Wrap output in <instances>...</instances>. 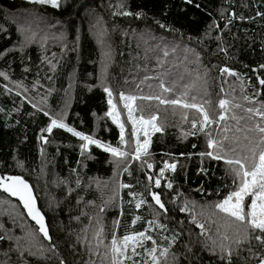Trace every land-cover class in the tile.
Wrapping results in <instances>:
<instances>
[{
	"label": "trees",
	"instance_id": "16d2710c",
	"mask_svg": "<svg viewBox=\"0 0 264 264\" xmlns=\"http://www.w3.org/2000/svg\"><path fill=\"white\" fill-rule=\"evenodd\" d=\"M120 4L123 8L117 7ZM124 9L141 13L140 18L113 15ZM90 14L103 17L104 32L113 48V64L104 77L99 48L89 29ZM21 31L27 42H23ZM38 34L43 35V41L38 40ZM164 44L203 52L204 61L202 56L200 61L210 71L212 100L215 97L218 102L223 95L219 94V69L225 66L240 74L246 93L259 89L264 99V86L257 80L258 75L264 78V69L259 68L264 64V0H61L58 9L29 4L27 0H0V72L8 76V80L0 76V174L21 175L32 186L51 237L46 242L20 204L0 192V210H5L6 204L13 208L12 213L0 212V264H60L61 259L65 264H102L95 254V233L101 224L106 243L111 238L113 221H119L118 236L144 229L146 220L151 219L148 205L137 210L135 202L139 197L129 193L143 192L151 202L144 187L148 183L146 164L130 161L128 171L123 170V165L114 171L110 154L94 145L81 155L79 138L64 129L46 131L50 120L44 111L52 116L59 114L69 127L117 146L119 128L106 115L109 105L103 88L112 90L113 100L124 115L119 101L121 91L139 94L148 84L156 85V77L161 74L166 83L175 81L179 71L176 66L181 62L168 57L164 69L157 65L156 56L162 55L157 45ZM254 68L257 72L252 71ZM146 75L153 79L140 84ZM228 92L227 97L235 95L237 102H244L240 90L233 93L228 87ZM136 103L146 117L157 114L163 125L162 132L151 135L147 161L154 167L149 174H158L164 160L177 163L175 172L165 173L173 181V189L164 187L163 179L161 187L154 189L168 209L167 217H158L167 230L155 229L151 235L166 246L161 236L179 233L171 249L178 264H224L218 247L215 255L203 247L207 236L217 245L232 244L231 240H220L217 227L221 234L225 232L220 220L209 223L197 211L196 219L206 229V235H200L201 230L189 223L190 215L179 211L184 199L195 201L197 208H210L227 192L225 183H231L225 177L223 162L199 155L208 150L203 134L184 135L191 119H198V115L188 116L185 122L165 109L166 105L148 106L146 114L144 103ZM123 122L128 139L129 123L125 118ZM120 183L132 187L121 189ZM136 215L141 219L132 225ZM145 244L151 246L150 241ZM207 244L210 248L212 241L207 240ZM232 247L236 248L234 244ZM247 247L242 245L244 250L238 255L233 252L232 264L259 263L258 257L251 258ZM251 247L255 253L264 254V246L255 240Z\"/></svg>",
	"mask_w": 264,
	"mask_h": 264
},
{
	"label": "snow or ice",
	"instance_id": "6c2138e0",
	"mask_svg": "<svg viewBox=\"0 0 264 264\" xmlns=\"http://www.w3.org/2000/svg\"><path fill=\"white\" fill-rule=\"evenodd\" d=\"M29 4L38 6H50L53 9H58L61 0H27ZM191 2V0H188ZM123 8V4L117 6ZM113 15L130 16L135 15L140 18L141 13L135 14L124 9L119 12H114ZM257 15H262L257 13ZM243 17H241L242 19ZM231 19V18H230ZM229 19V22H230ZM159 23V21H157ZM161 28H165L164 24H160ZM211 28V26H210ZM32 39H35L33 34ZM191 39V37L189 38ZM217 39H220L217 37ZM161 56L157 57V65L162 67L169 57L170 53H175L180 45H157ZM221 51H227L221 47ZM184 59H189V54L199 61V54L195 49L185 47ZM264 69V64L259 66ZM221 78L224 74L230 77H236L239 82L241 99L244 103L237 102L235 95H230L226 98L218 99V108L210 111L209 107L212 102L207 99L209 94L206 86L208 84V72L196 73V80L203 79L205 91L203 95H198L193 92V86L189 84L183 85V91H175V82L166 83L163 74L156 77L157 84L155 89L151 84L147 87L152 89L149 93L145 94L139 91V94H125L123 91L119 94V101L123 104V108L127 112V121L131 124L130 138L126 139L125 123L121 121V113L117 111V105L113 101L112 90L105 86L104 92L108 96V111L106 115L111 118L112 123L119 128V141L117 146H112L110 143L102 142L100 139L94 138L93 135H86L81 131H77L73 127H69L62 116H52L48 111H44V115L50 120L47 125L46 131L51 133L53 129H64L72 134V136L79 138L82 142L79 147L81 155L88 150L89 146L94 145L97 149L110 154L113 158L110 163L114 165V171L123 165V170L128 171V163L130 161H140L143 166L146 164L147 170L145 175L148 183L144 185L147 190L148 196L151 197V202L147 200L143 192H130L129 195L139 197L135 202V208L139 210L142 205L147 204L151 213V219H147L143 230L139 231H125L122 236H118L116 229L119 227V221H113V231L110 240L105 242L103 236V225H100L99 230L95 233L97 239L96 255L101 258L102 264H178L176 253L171 249L179 236V233H173L171 236H161V241L166 242L158 243L156 238L151 235L155 229L167 230V225L161 223L158 219L161 215L167 217L168 209L162 202L161 194L154 191L161 187L162 179L165 180L164 187L171 190L173 189V181L166 178V171L175 172L177 168L176 162H169L164 160L162 167L156 175H150L149 172L153 169L154 164L148 162L146 158L150 155L149 147L151 144V134L163 131V125L159 123L158 115L153 113L149 116L143 114L136 101H154L158 105H167L173 109L179 108L184 110L181 114V119L188 122V114L191 110H195L198 114V119L193 118L190 121V129L184 132V135L196 136L203 134L206 140L207 151L199 153L201 157H208L211 160L222 161L225 166V177L231 180V183H225L224 187L227 192L222 199L214 201L211 205L216 212L223 214L224 221L223 227L225 232L220 233L219 226L217 227V234L220 236L221 241H232L236 246L234 249L232 244H225L221 242L217 245V241L211 236H207L206 241L203 242V247L208 249L213 255L216 254L217 247L219 248V258L224 261V264H232V255L235 251L237 255L239 251L244 250L242 245H248L247 251L252 253L251 258L258 257L259 264H264V254H257L251 247L252 241L255 240L261 246H264V99H261V92L259 89H253L252 94L245 91L244 81L241 79L240 74L233 69L225 66L219 69ZM257 72V69H252ZM5 80H8L6 73L0 72ZM153 79L149 76H144L140 84L144 81ZM259 85L264 86V78L257 76ZM222 80V84H223ZM140 84L136 88L140 89ZM19 87V85H18ZM232 92H235V85H230ZM10 91V89H9ZM224 91L221 86V92ZM20 93L17 92V95ZM171 94V96L166 95ZM40 110V109H38ZM234 110H241L243 114H238ZM229 121L235 122V131L233 132V125ZM244 122L243 124L241 122ZM229 133H232L231 135ZM243 133V135H238ZM141 134L143 140H141ZM47 143V140L45 139ZM195 147V145H193ZM167 155V154H166ZM183 155V154H181ZM18 167L22 165L17 162ZM203 170V169H202ZM80 183L79 179L76 181ZM132 186L125 183H120L119 188H131ZM0 190L8 193L12 197L18 198L23 208L27 211V215L38 225V230L43 234L44 239L51 240L49 231L45 223V217L41 210L37 207V200L33 195V189L30 184L21 176L13 174H0ZM179 195V193H178ZM219 195V192H218ZM172 202H176V197H172ZM153 203L156 207H153ZM189 204L192 207H189ZM196 202L184 199L182 204L179 205V211L188 213L191 217L189 223H194L199 228L200 235H206L205 225L196 219L195 212ZM207 205H201V215L203 209ZM104 211L103 208L100 209ZM123 215V212H121ZM98 218L97 223H100ZM141 217L134 216L131 221L135 225ZM91 222V219H90ZM181 224L183 221L180 222ZM229 231L232 233L230 237ZM80 237H78V240ZM207 240L212 241V246L209 248ZM150 241L151 246H147L145 242ZM103 248L104 251L100 252L99 249ZM139 249V251H138ZM55 253V248L50 249ZM43 249H41V252ZM89 252L92 254V246L89 244ZM139 257V259H137ZM60 264H65L61 259Z\"/></svg>",
	"mask_w": 264,
	"mask_h": 264
},
{
	"label": "rangeland",
	"instance_id": "374dc122",
	"mask_svg": "<svg viewBox=\"0 0 264 264\" xmlns=\"http://www.w3.org/2000/svg\"><path fill=\"white\" fill-rule=\"evenodd\" d=\"M89 21H90V28H89L90 32L94 36L95 41H96L98 48H99L101 70H102L101 73H103L102 77H104L105 76L104 73H106L107 69L110 68L111 65L113 64V57H114L113 48L111 47V42H109V40H108V37H107L108 35L104 32L103 23H105V21H104L103 17H101V15H98V14H90L89 15ZM31 26L32 25H30V28H31ZM20 28H21V25H20ZM19 31H20V29H19ZM20 34L22 37H24L23 42H27L28 38H25V32L21 31ZM38 40L43 41L44 40L43 35L38 34ZM183 49L184 48L177 49L175 53H171L169 55V57L173 60V62H176V61L181 62L180 65L176 66V68L179 69V71H178L177 77L174 81L175 82V91L176 92L183 91L184 90L183 85L189 84V85L193 86V92L195 94L203 95L204 91H205L204 81H203V79L196 80L195 77H196L197 72L200 73L201 77H203V73L205 71L210 72V71H208L209 69L204 67L203 63H201V61H200L201 56H202V61H204L203 60L204 54H203V52H201L200 54L198 53L199 54V61H196L195 57H192L190 54H189V59L185 60L184 59L185 54H184ZM158 56L159 55L157 54L156 59ZM164 68H165V65H163L161 67V69H164ZM187 68H189L191 70H187ZM220 80H221L220 86H223V88H224V91L221 92V87H220L219 94H223V95H221L222 96L221 98L227 97V94L229 93L228 87L230 88V85H235V91L240 90L239 83L237 81H235L232 77L223 76V78H221ZM222 80L224 81L223 84H222ZM155 87H156V85L153 86V89H155ZM206 89H207V92L209 95L205 98L210 99L212 102L211 106L206 105V107H209L210 111H214L218 108V102H216L215 97H213L214 98L213 100L211 99L212 98V89L209 85V80H208V84L206 86ZM230 90H232V89L230 88ZM150 91H152V89H149L146 86L143 90V93L147 94ZM213 93H214V90H213ZM238 102H240V101H238ZM114 103H116V102L114 101ZM138 103H144V108H145L144 113H146V114L149 113L148 108H147L148 106L161 108V105H158V102H154V101H139L138 100ZM240 103H244V102L241 101ZM122 106H123V104H122ZM119 107L120 106H117V111H119L121 113V110ZM165 109H167L170 113H173L177 116H181L182 112L184 111L182 109H179L178 107L173 109L172 107H169V106H167V108H165ZM234 111H236L238 114H243L241 110H234ZM124 113H125L124 115L121 113V116H120V119L122 122H123V118H125V120L127 121L126 109L124 110ZM160 113H161V110H160ZM196 115H198V114L195 113V110H191L188 114V116H191V117H194ZM179 123H181V121H179ZM229 123H231L233 125V129H235V126H234L235 122L229 121ZM241 123L243 124L244 122L242 121ZM129 129L131 131V124L130 123H129ZM126 133H127V126L125 125V135H126ZM240 135L242 136L243 133H240ZM140 138H141V140H143L142 134H141ZM126 139H127V135H126ZM143 159L147 160V157L143 158ZM112 193H113V191H112ZM12 210H13V208L10 205L6 204L5 210L1 209L0 212L12 213ZM197 211L201 213V206H199L198 208L195 207V212H197ZM196 216H197V214H196ZM203 216L207 220H209L208 221L209 223H211L214 220H220V222L222 224L221 229L225 230V228L223 227V219H222L223 214L216 212V210L213 207L204 208L203 209ZM93 229L94 228H92L91 231ZM228 235L231 237L232 233L229 231ZM86 243L88 244L87 240H86Z\"/></svg>",
	"mask_w": 264,
	"mask_h": 264
},
{
	"label": "water",
	"instance_id": "95a60500",
	"mask_svg": "<svg viewBox=\"0 0 264 264\" xmlns=\"http://www.w3.org/2000/svg\"><path fill=\"white\" fill-rule=\"evenodd\" d=\"M31 186V185H30ZM32 187V186H31ZM33 189V188H32ZM0 192L1 193H3L4 195H6L7 197H9L11 200H13V201H16V202H18L19 204H20V206H21V208L23 209V211H24V213H25V215H26V217L28 218V220L32 223V224H34L36 227H37V229H38V225H36L35 224V222L27 215V211L23 208V205L20 203V201L18 200V198H16V197H12V196H10L8 193H5V192H3V190H0ZM33 195L35 196V193H34V190H33ZM35 198H36V196H35ZM36 200H37V198H36ZM154 204V203H153ZM155 206V205H154ZM37 207L39 208V205H38V201H37ZM40 209V208H39ZM42 212V211H41ZM43 214V213H42ZM44 215V214H43ZM45 217V216H44ZM45 223H46V226H47V222H46V218H45ZM47 228H48V226H47ZM39 231V230H38ZM49 231V230H48ZM39 234L43 237V234L42 233H40L39 232ZM43 239H44V237H43ZM46 242H49V240H46V239H44ZM259 264V263H258Z\"/></svg>",
	"mask_w": 264,
	"mask_h": 264
}]
</instances>
